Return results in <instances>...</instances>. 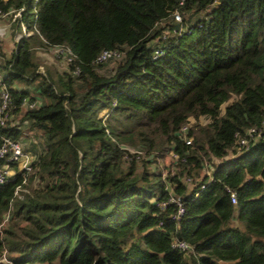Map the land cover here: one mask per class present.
<instances>
[{
    "label": "trees",
    "instance_id": "1",
    "mask_svg": "<svg viewBox=\"0 0 264 264\" xmlns=\"http://www.w3.org/2000/svg\"><path fill=\"white\" fill-rule=\"evenodd\" d=\"M0 10L21 12L11 23L13 47L0 49V85L10 93L11 119L25 107L20 123L40 137V148L22 145L36 154L32 171L12 164L0 184V224L9 215L0 257L6 252L11 264H264V133L210 164L211 181L203 174L211 157L236 151L235 134L264 131V0H0ZM22 24L29 35L16 40ZM179 25L180 36L162 37ZM54 46L74 59L63 72H39L37 50ZM156 48L162 52L154 56ZM104 49L123 56L100 73L105 63L94 60ZM38 77L42 102L30 108V91L14 83ZM191 120L188 146L179 130ZM20 125L9 121L0 143L4 135L28 139ZM172 151L185 160L164 179L153 164ZM225 187L236 191L235 204ZM170 191L185 204L177 223L174 205L160 208ZM174 238L193 252L174 248Z\"/></svg>",
    "mask_w": 264,
    "mask_h": 264
},
{
    "label": "built area",
    "instance_id": "2",
    "mask_svg": "<svg viewBox=\"0 0 264 264\" xmlns=\"http://www.w3.org/2000/svg\"><path fill=\"white\" fill-rule=\"evenodd\" d=\"M11 16V20H14L16 17L21 16L20 10H9V11H1L0 10V18H6ZM174 21L178 24L182 22V17L177 10H175L172 14ZM21 34H17L16 39H19L21 36L29 35V32L26 30L25 26L21 25ZM184 31V27L179 25L177 28H174L171 31H165L162 34L163 38L166 37H176L180 36L181 33ZM6 29L0 27V41L6 35ZM56 53L58 54V58L62 59L66 65L69 62H72L74 59V54L67 48L61 46H54L52 47ZM162 52L161 48H156L154 50V56L159 55ZM123 53L119 50H108L104 49L100 51V53L96 56L94 62L95 63H106V61L112 58H121ZM79 70L75 69L74 73L78 74ZM10 104H11V97L7 87L4 84L0 85V130L7 125L10 121ZM27 102H24L26 106ZM28 107L34 108L37 107L35 101L28 104ZM192 120L184 125L179 130V135L182 137L184 143L186 145H191V138L187 136L189 132L190 125ZM264 124V123H263ZM264 133L263 128H256L250 127L248 128L243 135L235 134V146L236 150H240L241 148H246L248 143L251 140H255L262 136ZM169 160V163H168ZM185 158L180 157L179 155L172 151L168 153L163 159H158L155 163L157 170L165 179L168 175H173L176 171V163L178 161L184 162ZM35 161V157L30 152H27L23 149L22 144L14 140L8 136H1V143H0V184L4 183L7 180V177L12 175L13 169L10 168V165L15 164L20 169H24L26 173H30L32 171V163ZM203 174L208 176V182L212 180V168L208 165L203 168ZM25 178L23 179V183L25 182ZM181 181L186 186H193L194 180L191 176L184 175L181 178ZM203 188V185H201ZM21 189V185H18L15 189V194H17ZM227 194L229 195L230 201L232 204L236 202V191L230 187H225ZM196 195V194H195ZM168 204L174 205V210L170 213V220L177 223L181 216L184 214L185 211V204L182 199L181 195L175 194L172 191L168 193V197L166 201L160 203V208L165 209ZM8 214L5 215L4 220L0 224L1 226L8 219ZM172 246L176 249H179L183 252H193L192 246L185 240L174 238L172 240ZM0 264H11V262L6 257V252H3L0 257Z\"/></svg>",
    "mask_w": 264,
    "mask_h": 264
},
{
    "label": "rangeland",
    "instance_id": "3",
    "mask_svg": "<svg viewBox=\"0 0 264 264\" xmlns=\"http://www.w3.org/2000/svg\"><path fill=\"white\" fill-rule=\"evenodd\" d=\"M12 22H13V20H7V19L4 20L3 18L0 19V27L5 28L7 31L4 38L1 39V41H0V49L5 54H7L11 50V48L13 47V39L11 36L12 35V25H11ZM16 31L19 34H21V32H22L20 28H18ZM36 59H37L38 63L40 64L39 72H43L44 70H47V68H49L51 70L53 69V70L61 71V72H63V70H66V66H67L66 63L62 59L58 58V54L56 53V51L53 48H50L49 50L38 53L36 55ZM120 59L121 58L118 57V58H112V59L106 61V63L103 66L98 68L99 72L100 73H106L107 71L112 70L116 66V64L118 63V61ZM0 63H1V61H0ZM3 71L4 70L2 68H0V77L3 75ZM40 79H41V77L36 78L34 81H28V82L22 81V82H20L21 84L16 82V83H14V87H18V88L27 87V89L30 91V94L33 96V99H34L36 105L39 106L42 102V98L37 93V90H35V87L39 83ZM237 98H238V96L233 94L229 100L224 102L221 105V110H220L221 113L224 112V109L229 102H231ZM24 111H25V107H23L22 113L13 115L10 122L14 123V124H21L20 126H21L22 130H24L23 133L25 135H28V139L23 138L20 141L23 146L25 145L26 147L30 148L29 146H32V144H33L34 149L36 147L40 148L39 133L37 131H31L27 127L26 121H23V123H20ZM207 121L208 120L206 118L200 119V122L202 124H205ZM192 123H193V121H192ZM28 151L31 153H34V151H32V150H28ZM240 152H241V150H236V151L228 150V152L223 157H220V158L219 157H211L212 161L209 163V165H208V162H205V164L208 165L210 168H212V166H213L212 163H214V165H218V164L222 163L224 160H228V159L240 154ZM168 163H169V160H168ZM153 166H156V163H154ZM219 264H230V263L227 261H219Z\"/></svg>",
    "mask_w": 264,
    "mask_h": 264
},
{
    "label": "crops",
    "instance_id": "4",
    "mask_svg": "<svg viewBox=\"0 0 264 264\" xmlns=\"http://www.w3.org/2000/svg\"><path fill=\"white\" fill-rule=\"evenodd\" d=\"M5 20V19H4ZM19 34V33H18ZM44 51H46V50H37V52H36V55L38 54V53H40V52H44ZM53 70V69H52Z\"/></svg>",
    "mask_w": 264,
    "mask_h": 264
}]
</instances>
